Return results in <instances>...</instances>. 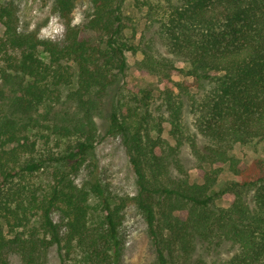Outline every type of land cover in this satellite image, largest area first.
Returning <instances> with one entry per match:
<instances>
[{"label":"trees","instance_id":"16d2710c","mask_svg":"<svg viewBox=\"0 0 264 264\" xmlns=\"http://www.w3.org/2000/svg\"><path fill=\"white\" fill-rule=\"evenodd\" d=\"M76 1L55 0L66 21L58 42L20 32L14 0H0V264H9L10 249L21 264H46L53 246L59 264H120L124 203L92 170L77 182L107 137L125 148L154 264H264V157L246 164L230 154L234 145L264 141V0H134L186 67L152 43H128L126 0H92L91 15L73 25ZM127 52L141 53L138 69L162 84L157 116L153 93L126 83ZM177 75L211 86L190 99L202 148L183 124L189 89ZM186 141L209 167L201 182L179 158ZM224 165L235 179L214 190ZM222 198L226 207L217 205ZM225 243L236 248L228 258L196 257L198 247L212 253Z\"/></svg>","mask_w":264,"mask_h":264},{"label":"rangeland","instance_id":"374dc122","mask_svg":"<svg viewBox=\"0 0 264 264\" xmlns=\"http://www.w3.org/2000/svg\"><path fill=\"white\" fill-rule=\"evenodd\" d=\"M14 4L16 23L20 32L35 31L42 37L62 42L66 21L58 13L55 0H14ZM92 10V0H77L69 16L68 23L73 25L81 24L91 15ZM144 12L145 9L135 6L134 0H126L123 6V26L124 36L128 43L138 49H143L148 43H152L153 49L162 57L168 58L178 67H186L182 59L170 55L163 40L157 33V26L147 23ZM141 58L142 56L139 52L136 54L126 53L128 70L125 80L130 88H146L153 93V103L150 107L151 111L154 112L153 115L157 116L159 112L157 111V113L155 110L158 109L160 104V91L163 87L155 75L138 69L137 62ZM174 80L183 82L188 86L189 96L183 98L184 104L181 109L182 121L190 140H195L197 146L202 148L207 143V140L196 128L190 99L191 96L194 99H200L206 91L211 89V86L205 82L201 88H197L192 78L181 75L175 76ZM64 93H66V89L63 90ZM164 120L162 123L163 138H166L170 127L166 119ZM98 124L102 128L104 122L98 120ZM60 142L64 143V141ZM230 154L241 158L244 163L249 164L255 158L264 157V141L234 145L230 149ZM179 158L189 179L201 182L202 172L208 170L209 167L207 165L201 166L196 161L197 159L193 155L190 142L186 141L179 148ZM90 170L94 171V174L101 181L106 194L113 201L124 203L123 210L120 213L119 237L123 246L120 264H154L156 259L154 247L148 236L144 218L135 208L133 201L136 194L135 178L128 164L125 148L119 137H107L97 144L88 165L78 176L77 182H81ZM233 179L235 178L228 171L227 165H224L214 190H217L224 182ZM217 205L226 207V198L220 199ZM52 217L57 224L61 227L63 226L58 213H54ZM208 251L205 246L198 247L196 257L198 255L204 256L209 261L228 258L236 252V248L230 243H225L214 249L212 253ZM4 254H6L9 264H21L19 254L15 250H6ZM47 255L46 264H59L55 246L50 248Z\"/></svg>","mask_w":264,"mask_h":264}]
</instances>
